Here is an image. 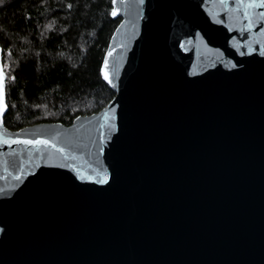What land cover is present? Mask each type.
<instances>
[{
    "label": "water",
    "instance_id": "obj_1",
    "mask_svg": "<svg viewBox=\"0 0 264 264\" xmlns=\"http://www.w3.org/2000/svg\"><path fill=\"white\" fill-rule=\"evenodd\" d=\"M240 5L112 1V99L68 125L6 109L5 138L69 159L0 145V264H264V23Z\"/></svg>",
    "mask_w": 264,
    "mask_h": 264
},
{
    "label": "trees",
    "instance_id": "obj_2",
    "mask_svg": "<svg viewBox=\"0 0 264 264\" xmlns=\"http://www.w3.org/2000/svg\"><path fill=\"white\" fill-rule=\"evenodd\" d=\"M112 1L0 3L2 63L14 78L6 86L7 128L40 122L68 125L112 99L115 93L100 73L109 39L120 21L111 17Z\"/></svg>",
    "mask_w": 264,
    "mask_h": 264
},
{
    "label": "snow or ice",
    "instance_id": "obj_3",
    "mask_svg": "<svg viewBox=\"0 0 264 264\" xmlns=\"http://www.w3.org/2000/svg\"><path fill=\"white\" fill-rule=\"evenodd\" d=\"M123 2V0H121ZM141 3H143V0H140ZM223 2V0H222ZM0 3H3V0H0ZM113 3H116V0H113ZM242 8L245 9L244 12V19L248 20V25L245 26L246 31H250L253 23H264V12L256 13V19L253 20V13L250 10H254L257 8H264V0H251V2L245 3L244 0H241ZM71 7V5H69ZM118 14V10L116 8H113L111 15L116 16ZM49 28L51 25L48 26ZM10 55V53H9ZM113 52L109 51L107 53L108 57H112ZM109 63L106 59L104 62V71H103V79L107 81L109 84L113 83L112 80V74L108 71ZM10 79H14L13 77H9L7 72L5 71V66L3 64H0V127L3 126V114L7 109V104L5 102V95H6V86L7 82ZM103 127V125L101 126ZM7 136L6 132H0V145H11V144H17V145H26V146H32L36 149L37 153H40L41 157L43 158L44 150L46 149H54L55 153H60L65 160L69 159L67 155H65V150L63 148L57 147L56 144L52 143L48 139H8L5 138ZM55 139V137H54ZM52 153H49V156H51ZM23 170L21 169V172ZM15 180L19 181L21 179L20 175H17L14 177ZM83 179V177H81ZM99 183H107V177L100 179L98 181Z\"/></svg>",
    "mask_w": 264,
    "mask_h": 264
}]
</instances>
